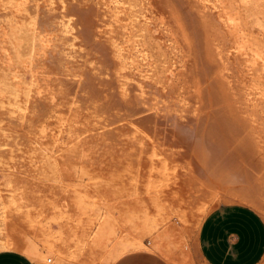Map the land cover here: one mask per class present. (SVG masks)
Returning <instances> with one entry per match:
<instances>
[{"label": "rangeland", "instance_id": "obj_1", "mask_svg": "<svg viewBox=\"0 0 264 264\" xmlns=\"http://www.w3.org/2000/svg\"><path fill=\"white\" fill-rule=\"evenodd\" d=\"M3 1L5 3L7 2L5 0ZM53 1H55V3L57 2L55 5V7L58 6L55 8L56 12L58 14H61V12L63 11V9H61L63 5L61 2L62 0H47L44 6L45 9H48L50 8L49 6L54 5L52 4ZM69 1L70 3L74 2L75 5L77 4L76 6L77 9L80 7L79 9L82 11L78 12L79 15L80 13L84 14L83 16L81 15L80 17L85 26L83 24H80V25H83V27L90 28L89 29L90 32L86 33V37H88L87 39H89L87 40V42L89 41L88 43L90 44L94 42L95 43L97 42L98 44H102L103 45L102 47L104 48L103 49L104 52L100 50L99 52L96 51L95 53H93V57H92L93 59H91L92 61L89 60L88 63H85L86 65L87 64L89 65V66H86L84 65V63H80V61L77 62V59L81 60V62H82V59H80V56L79 58L73 57L74 55H72V53L69 52V50L70 49L72 50V48L69 45V42H66L68 44L65 47L66 52L70 54H66L65 48L63 49L65 53L61 52L63 56L62 55L60 56L61 60L59 62L62 63L61 65L62 67L60 66V70L63 72L64 75L66 74L67 76L69 75L70 77L73 74L74 78H71V79L69 78V80H73V79L77 80L79 78L77 73L82 72L81 73L82 75L84 73H85L84 75L86 74L89 75L92 79H90L89 76H86V77H88L90 81L93 79L95 80L91 82L93 85H95L94 83L99 84V85H95L97 89H100L103 92L102 93L100 90H98L100 91L99 93H101L102 95L103 94L106 95V96L104 95L105 97H102L101 94H99L101 98H105V100L103 99V101L102 100L98 101L100 100L99 99L100 97L98 99H95L96 101L103 103L104 101L109 99L107 98L108 97L107 95H109L108 92H110L111 90L110 88H108L110 87L109 84H107V83H110V81L109 82L107 81L111 80L112 78L110 79L109 77L105 76L107 74L106 69L104 71L106 72V74L102 73L101 71H100V74H98V73H94V72H98V70L92 67H94L93 65L96 63L97 59H98L97 60L98 62L100 61L101 55L103 54L105 55L107 53L106 55L108 57L107 56L105 57L103 55L102 59H104V61H107L105 59H108L109 62L107 61V63L109 65L113 63L112 65L113 68H110L112 69L113 73L117 72V69L116 71L113 70L115 69L114 64L117 67H119V70L121 69V71L125 73L126 78L128 77L129 83L134 86L135 92L138 91V93H136L138 94V96H135V97L138 101L139 99L142 100L141 104L143 107L141 108L143 111L142 113H140V115H137L136 117L134 116L135 118L133 116L125 115V116L130 117L131 119L128 117H125L124 114L121 115V112L116 113V111H114L116 116L119 114L118 117L121 115L120 117L122 119H120V117L119 118L117 117L118 120L115 121V124H113L114 122L110 123L108 122V119H107L108 116H107L106 111L105 110H104L105 112L102 111L103 109H101L100 111H96L97 107H95L92 104V103L97 104L98 102L93 100L94 98L91 99L92 97H89L90 101H88L89 98L87 96L88 94L86 93L87 91L86 92L84 91L85 89L79 91V92H82V94L79 93V98L77 99L78 101H76L75 103H72V105L70 103L68 104L69 108L67 106L66 108H63L60 105H59L60 108H58V104H54V103H52V105L51 103L48 104L49 106L48 105H47L48 107L46 106L47 109L45 107L48 113L44 114V117L47 118V120L45 119L46 122L45 120L42 122L43 125L38 122L39 124H41L39 125L38 123H35V121H33L34 123L32 121L30 122V120L28 122L26 120V122L24 123V121L20 119L21 121L18 122L19 117L15 119L17 122H15V120L13 122V119L10 120L9 118L10 116L9 117H7V115L4 116L5 113H7L5 112L6 110L0 108V116H1L0 117L1 118L0 120V250L1 249H7V250L13 249L15 251L23 253L24 255L26 254L27 256L28 255L27 248H37L38 250L41 251L45 259L46 258L51 259L50 262L47 261L46 264L61 263V262L68 261V260L59 261L57 257L55 256V253H53L50 250V246H49L50 244H52L53 246L56 245L57 247H60L61 249H65L69 251H73L79 247L81 248L82 247L81 241L85 238V236L93 234L94 231L97 229L98 225L102 221L109 220L111 223V233H110L111 237L105 244L104 251L101 253L100 259H101L102 264H113L120 256L126 253H129V252L139 251V250L150 251V252L156 253L159 256H161L163 259H165L169 264H173L161 252V250L156 247V243L159 241L160 233H162L166 227L168 228L173 227L178 237V238L176 237L175 240H171L170 237L164 240L167 251L169 252L172 258H179V260L180 261L182 260L181 262L184 264H205L199 258L196 252V249H195L196 235H197V230L199 226H197L196 228L191 227L193 226L192 224L194 223V218L197 216H199L197 218H200V216L201 218H204L206 214H208L212 209H214L219 204L239 203L235 201L234 199H232L228 194H226L228 189L229 190L235 189L234 186H236V189L240 191H248V192L251 191V193L257 196L262 201V203H264V173H263L264 172V163H263L264 162L263 160L264 159V101H263L264 98L263 96H261L258 90L254 89V88L259 89V87H256V86L257 85L259 86L262 81L264 82V79L259 78L260 79V82H259L258 78H254L253 76H251L250 75L251 69L248 68L246 65L244 68V63L240 65V71L238 72L239 74L233 73L231 70H229L228 66L230 65L228 64H230L229 62H231L232 60L231 57L235 58L238 55V52H237L236 47H235L236 50L233 47L235 46V43L232 44V42L235 41L234 38L232 37L231 39V37H229L231 36V34H230V31L227 29L228 28L227 24H225L224 21H221L222 8H220L221 7L220 4L217 3L218 0H188V3H185V4L189 5L190 4L189 1H191L192 2L191 4L193 6L191 4L189 6H192L193 7L192 9L196 11V13L199 14L200 17L204 19L207 18L208 22L210 20L209 23L211 24L215 23L214 25L210 24L211 27L212 28L219 27V29H221V32L223 31L222 33L225 36L224 38L225 40L223 44H220L221 46L218 45L219 51H220V52L218 51V54H219L218 56L219 58L221 57L220 59H222V61L220 60L222 65H225V68H227L228 74L226 73V76H228V78H226L225 76V78L228 80L227 81L225 79L227 89H228L227 91L229 92L231 98L234 100L235 104H234V110L233 111L231 110L233 114L232 116H230L231 120L229 119L228 121V118H225L224 120V118L219 116V119H217L218 117H216L217 119L216 121L215 117L211 115V109L208 110L209 107L205 109L203 108L204 106H198L197 105L198 103L196 100L192 102L187 101L188 97L185 94L186 86L183 85L185 84L184 83L185 81L182 80L183 81L182 82L180 80L177 83L176 82L169 83L165 81L166 76L164 78L162 77L163 79L161 80H160L161 76L160 78L157 77L156 78L157 81H156V79L154 78L155 76L151 77V74H150L151 68H153L155 63L144 60V57L142 56L144 52H141L142 50L141 48L135 49V50H131L130 49L131 47L129 48V44H130L128 42L130 40L129 38H131L134 34L135 36L137 35L138 37L140 36L138 34H141L139 32V29L140 28L142 29V27L139 28L138 26L140 25L139 23L141 22L139 18L137 17L138 10L136 11V10L128 9L126 11L127 14L126 12L125 14L122 13L123 16L125 15L123 17L120 11L121 9H119L120 8L119 4L122 0L121 1L120 0H107V1L106 0H99V1L98 0H88V2H86L87 0L86 1L85 0L84 1L69 0ZM69 1L66 0L68 4H70ZM237 1L234 0L232 2V4L235 3L234 8L242 10L244 7L242 8L241 2L240 1L237 2ZM0 3L2 4L3 2L1 1ZM178 4L179 3L177 2L175 3L176 5L175 8L177 12L179 11V9H181L180 7H178L180 4L179 5ZM70 5L72 6L73 4H70ZM175 5L173 3L172 7ZM73 7L74 6H72L71 8L74 9ZM172 7L170 8L172 9ZM177 7L179 9H177ZM175 8L173 7L174 10ZM173 9L171 11L169 9V11L170 13L174 14L175 12L173 11ZM86 10L88 11L85 13L84 11ZM3 11L6 12L5 10H1L0 13ZM130 11L132 12V15ZM91 14L93 15L90 16ZM133 14L136 15V17L133 16ZM87 15L89 18L87 17ZM169 15L170 14H168V16ZM117 17H119L120 19L122 17L123 18L127 17V18L126 19L122 18L121 20L123 21H121ZM129 21L131 23H129ZM109 23L113 24L116 27V29L114 28L116 32H114L115 34L111 33L112 35L110 34V38H109V35H107L108 36V39H107L106 34L109 33L108 27L110 26L113 27V25H110ZM106 25H108L107 26L108 31H106L107 33L105 34L104 30L106 29ZM63 28H62L63 30L62 35L63 33L72 34V32H70V29H68V27H63ZM92 28L93 30H91ZM129 29H131L132 32ZM136 29L137 31L133 33L134 30ZM226 30H228L229 32ZM120 31L122 32V34ZM142 31L143 30H141V32ZM71 34H68V35H71ZM68 35H64V37L65 36L68 37ZM128 35L130 36L129 38H128ZM240 35L241 34L239 33V36H238L239 38H240ZM104 36H105V40H104ZM89 37L92 38V41H90L91 38ZM259 37L261 36L260 35L257 36V38ZM106 40H109V42H107ZM121 40L124 42H128L129 44L125 43L126 46H124L125 44H123ZM119 42L120 43L122 42V44H120ZM105 45L106 46L108 45V46L106 47ZM122 45L124 47H122ZM150 45L152 47L154 46V48L156 47L155 49H157L158 45L155 44V42L150 41ZM67 48L68 49L70 48V49L68 50ZM171 49L170 51L167 49V51L169 52V53L167 52V55L171 54V56L169 55H168L169 57L166 56L167 58L165 60V61H168V59L170 58L169 59L170 63L166 62L167 63L166 64L165 61H163L165 66L167 67L173 61ZM127 50L130 52H127ZM100 52L102 54H100ZM108 53H110L111 55ZM94 56L95 58L97 56L98 57L95 59ZM70 60L71 61L73 60V61L70 62ZM90 61L95 62V63L94 64L90 63ZM68 62L71 63V66L68 65L69 64ZM144 62L148 66H149L148 63L151 62L147 70H146L147 66L144 64ZM74 63L75 65H77L76 67L74 66ZM142 63L144 67L143 65H141ZM66 64L70 66V68L72 69L67 68L68 66ZM90 64L92 67H90ZM86 67H90V69H86ZM136 67L140 71H141V68L143 67L141 72H143L144 70L145 73L137 72L139 70H137ZM74 68H75V71H74ZM77 68L79 69V71L77 70ZM88 70H90V72L92 73L90 74ZM136 72L139 74H137ZM148 72L150 75L148 74ZM115 73H114V77H115ZM101 74L107 78V81H106V78L101 76ZM66 75L64 78L67 77ZM250 76L252 78H250ZM96 77H98L99 79H97ZM149 78L155 79V81L154 80L151 81V79ZM256 79L257 81H255ZM103 80L106 82H104ZM103 84H106L108 87L106 85L105 87ZM164 84L166 86H164ZM150 85L153 88H151ZM108 89L110 91L106 93ZM119 89H121V90H118L119 94H121L120 95L121 97L123 96L122 94L124 95L126 94L127 92L126 87L122 88V86H120ZM147 91L149 92L147 93ZM83 93H84V96H83ZM125 96H123V99L125 98L127 99V95ZM184 97H187V98H184ZM81 99L83 101H81ZM85 103L88 105V107L86 106ZM191 103H192V107H191ZM54 106L57 107L56 110ZM83 106H84V110L82 108ZM0 107H1V102H0ZM2 110L4 111L1 113ZM62 110L63 112H60ZM85 112H87L88 114ZM2 114L4 118H2ZM47 115H49L50 117H47ZM94 117L97 118V121ZM85 118L86 119L88 118V121ZM125 118L126 119L128 118L129 120L128 119L126 120ZM133 118L135 119L134 122H133ZM237 118L240 120H238ZM247 118L249 119L248 123H247V120H248ZM57 119H59V123H56L58 121ZM99 119L101 121H99ZM60 120L62 121L64 120V121L60 122ZM218 123H221V124H218ZM232 123L234 126L232 125ZM107 125L109 128L107 127ZM40 126H42V128ZM55 126L57 127V129ZM204 127L206 128V130ZM236 127H238L239 129L237 130ZM54 129L56 130L54 131ZM148 129L151 130V132L152 131L153 132L151 133ZM191 129L192 131L198 130L197 131L198 133L199 132L203 133L206 131L209 133L211 132L210 134L216 135L215 137L217 138V142H216L217 149H213V148L211 149L209 148V146H199L198 139L190 136V134L192 133V131H190ZM220 129L222 131L224 130L225 131L222 133ZM114 131H116L115 133L116 134L118 133L117 135H119L117 137L114 136L116 140L113 138ZM189 131L191 133L187 134V132ZM110 132L112 133V136ZM217 132H219L220 134L219 135L216 134ZM243 132L244 133L247 132L249 134L247 133L244 134ZM250 134L251 136H249ZM257 136H258V139H256ZM97 138L98 140H95ZM112 138L113 140H111ZM228 141L230 142L228 143ZM255 141H256V145H255ZM257 141L259 142V144ZM83 142L84 144H86V142L87 144L90 142L91 143L90 145H93L92 142L97 143L98 146L94 144L95 149H96L95 150L93 148L94 146L93 147L90 146L91 147L90 148L89 146L87 147L85 145L87 148H90L89 151L87 149L88 151L87 152L88 154H87L86 147L83 144H81ZM102 142H103V145L101 148L100 144ZM79 143L81 144L80 147H77V146L76 147L80 149L74 150L73 152V148L74 149L76 148L75 145L79 146ZM187 143L193 146L191 147ZM73 145L74 147H72ZM81 146H82V149H81ZM99 146H100V149L97 150V147ZM115 147L117 150L115 149ZM83 148L85 150H83ZM152 148L153 150H151ZM190 148H194L193 150L196 149V151L194 152L192 150L193 152L192 154L199 153V155L197 156L194 155V156L196 158L195 161L198 162L197 164L202 165L201 167L200 165L194 167V165H197L195 164L196 162L194 161V157L192 158V155L190 156L191 158L188 156L191 153L187 155L186 150ZM38 149L41 152H39ZM91 149H94L95 151L92 150L93 152H90ZM206 150H208L207 154H205ZM249 152H250V155H249ZM210 154H213L214 157L217 156L215 157L216 159L213 158V155L211 156ZM226 154L228 157L226 156ZM207 155H210V156H207ZM206 157L212 158V160H214V163H212L213 161L211 160L208 161ZM252 157H255V158H252ZM189 158L193 159L194 162L191 161ZM197 158H201V159H197ZM227 158H229L230 161ZM224 159L226 161H224ZM189 160L190 162L194 164L190 163ZM256 161H259L261 164L263 163L262 164L263 169L260 168L259 170V168L257 167V164H254ZM220 162L225 167L222 166ZM248 162H250V164ZM204 163L208 166V169L211 170L212 173L206 174L211 171L206 169V166ZM208 163L210 164L208 165ZM215 163L221 166H216ZM237 164H238V167H237ZM252 164L256 168L255 170L252 169V172H251V174L252 173L255 174L254 179L251 178V179L246 180V179H242V177L237 175L240 172L238 169L239 167H241L240 169H242L244 166L249 167ZM187 165L188 166L190 165V166L188 167ZM190 167H194V168H190ZM202 167L205 169H203ZM201 168L203 170H201ZM193 169L194 171L196 170L197 172L199 171L198 173L199 176L196 172L193 171ZM236 170L238 172H235ZM213 171H215L214 174H213ZM260 171H262V173ZM200 173H202V176ZM233 174H236V175L233 176ZM253 175H251L250 177H252ZM196 176H198L197 179L198 178L201 179L202 177H205L204 180L201 181V184L204 181H205V184L203 183L201 185L199 183V185L202 188L200 186H197L196 189L197 191L201 190L200 193L198 191V193L195 192V194H190V192H186L188 189L187 186L188 187L190 186L189 181H191V179L192 180L196 179ZM226 180H229V181H226ZM230 180L234 184V186L232 185V183H229ZM259 182H260V185H257L259 184ZM205 185L207 188L205 187ZM205 189L208 190L209 192L214 191L215 193H211L213 196L210 197L209 192L206 191ZM19 192L29 194L31 197L35 195L34 193H37V194L40 193L39 196L41 199H40V202H38L37 204V208H36L37 210H36V214L34 217V224L36 225V227H38V229H42L44 231V234H45L44 237L38 238V236L33 231L29 233L30 232L29 230H31L29 228L30 226L27 225L28 227L27 228L25 225V221L23 222L22 219L13 220L14 215H17V212L15 209L17 208L16 205L18 203ZM202 192L204 195L202 194ZM73 193L75 195H72ZM185 194L186 195L188 194V195L186 196ZM191 195H193L194 197H191ZM196 195L198 199L195 198ZM202 195L204 198L200 197ZM208 195H209V198H208ZM71 196L74 198L75 197H78V198H76L75 201H71V198H70ZM188 196L191 197V198L189 197V200L191 199V201L195 202L193 205H192L193 202L191 203V201H188L187 199ZM66 200L68 201L66 202ZM65 202L68 204H71V206L79 205L83 209L84 213L82 215L83 218H82L80 227L74 228L75 226L74 224L78 223V221L76 220L73 221L74 219L72 218L71 208L65 207V204H66ZM189 202H190V209H187V210L184 209L185 207L189 208L188 206ZM204 202L206 205L204 204ZM179 204L182 207H180ZM199 205L201 208L199 207ZM192 206H194V208ZM179 207L182 211L179 209ZM11 208H12V211H11ZM185 211L187 213H185ZM6 213H8V215ZM5 214L7 215V217L12 218V220L7 218ZM186 214H188V218ZM261 217L263 218V221H264V216H261ZM3 218L5 220H3ZM19 221L23 222V226H22V222H19ZM3 222H5L4 223L5 225L3 224ZM33 235L35 237H33ZM25 245H27L28 247H26ZM23 249L25 250V253ZM257 264H264V253L260 261Z\"/></svg>", "mask_w": 264, "mask_h": 264}, {"label": "bare ground", "instance_id": "obj_2", "mask_svg": "<svg viewBox=\"0 0 264 264\" xmlns=\"http://www.w3.org/2000/svg\"><path fill=\"white\" fill-rule=\"evenodd\" d=\"M1 1L3 2L2 4L5 3L3 0H1ZM5 1H7V2L4 5H2L0 3V11L1 10H5L6 11V12L3 11L4 13L3 12L0 13V99L3 101V103H2V101L0 100V102H1V107L0 108L6 110L5 112H7V113H5L4 116H6V115H7V117L10 116L9 118H10V120L13 119V122H14L15 119H17L19 117L18 122H20L22 120L25 123L26 120H27V122L30 120V122L31 121L32 122L35 121V123L39 122V123H41L43 125L42 122L45 119L47 120V118L44 117V114L48 113L46 111V109L49 106L48 104H50V103H51V105H52V103L58 104V108H60L59 105L61 107H63V108H66V106L68 107L69 103L72 105V103H75L76 101H78L77 99L79 98V93L82 94V92H79V91H81L83 89H85L84 90L85 92L87 91L86 93L88 94L87 95L88 98L92 97L91 99L94 98L93 100L98 99L100 97L99 94H101L99 92L100 91L102 92V90L96 88L95 85H99V84L94 83L95 85H93L91 83L94 79L90 81V79H92V78L89 75H87V74L84 75L85 74L84 73L83 74L84 76H83L81 74L82 72L81 73H77L79 78L76 76L78 79L77 78H76L77 80L73 79L74 80L73 81V80H69V78L70 79L74 78L72 73H70V74H72L71 77L69 75L67 76L65 74L67 77L64 78L65 75L60 70V66L62 65V63L59 62L61 60L60 56L62 55L61 52L62 53L66 52V48L65 47H66V45H68L66 42H69V45L72 48V50L69 48L71 51L67 48L69 50V52L72 53V55H74L73 56L74 58H76V57L79 58V56H80V59H82V62H81V60H78V59H77V62L80 61V63H84V65H86L85 63H88L89 60L93 59L92 58L93 57V53H95L96 51L99 52L100 50L103 51V49H104L102 47L103 46L102 44H98L97 42L95 43L94 40H93L94 43H91V44L88 43L89 41L87 42V40H89V39H87L88 37H86V33L90 32V30H89L90 28L83 27L84 24H83L80 16L81 15L83 16L84 14L80 13V15H79L78 12L82 11V10L79 9L80 7L77 9L76 8L77 4L75 5L74 2L70 3V1L68 0L69 3L73 4L72 6H74L73 7L74 9H72L71 8L72 6L70 4H68L66 2V0H62L61 2L63 4L62 5L63 8L61 7V9H63V11L61 12V14H58L56 12V10H55V8L58 7V6L55 7V5L57 3V2L55 3V1H53V3L51 2L54 5L51 4L52 6H49L50 8H48V9H45V7H44L45 3L47 2V0H5ZM82 1H84V0H82ZM233 1L234 0H218L217 1V3L220 4V6H221L220 8H222L221 21H224L225 24H227V26H228L227 29L230 31V34H231V36H229V37H231V39L233 37L234 40L236 41V42L233 41L232 44L235 43V46H233V47H234V49L236 47L237 52H238V55L235 58L230 56L232 58V60H231V62H229L230 64H228L230 66H228V65L227 66L229 67V70H231L233 73H238L240 71V65L242 63H244V68H245V65H246L248 68L251 69V71H250V75L251 76H253L254 78H258V79L259 78L260 79H262V78L264 79V39H263V37H264V0H238V1L241 2V5H242L241 7L242 8L244 7L243 9L241 8L242 10L234 8L235 3L232 4ZM235 1H237V0H235ZM86 2H88V0ZM176 2L180 4V5L178 4L179 6L178 5L177 6L180 7L181 9H179L178 7H177V9H179V11L182 10L181 12H179V11L177 12V10L175 8L176 7V5H175ZM189 2H190V4L192 3L191 1H189ZM173 3L175 5V6H173L175 8V10L172 7ZM185 3H188V0H175V1L174 0H122L120 2V4H119L120 8L118 7L119 9H121L120 10L121 14L122 13L125 14V12L128 9L136 10V11L138 10L137 17L141 21V22L139 21L140 22L139 24L141 26L140 25H138V26H139V28L142 27V29L141 28L139 29V32L141 33V34H138V35H140L139 37L137 35L135 36V34H134L133 36H135V37L132 36L131 38H129L130 36L128 35V38L130 39L128 42L130 44L128 42H124L122 40L121 41L123 42V44L128 43L129 44V48L131 47L130 48L131 50H135V49L141 48L142 49L141 52H144V54H142V56L144 57V60L145 61L146 60L147 61H151V62L155 63L154 66L151 64L153 66V68H151V72L148 70L150 72V74H151V77L155 76L154 78L156 79L157 77L160 78V76H161V78H160V80H161V79H163L166 76V80L165 81H167L169 83H171V82H173V83L176 82L177 83L180 80L181 81L182 80L185 81L184 82L185 84H183V85L186 86L185 87V89H186L185 90V94L188 97L187 101L192 102V101L196 100L197 103H198L197 104L198 106H204L203 108H205V109L209 107L208 110L211 109V115H213L215 117V119H216V117H218L217 119H219V116H220V117L224 118V120H225V118H228V121H229L230 116L233 115L232 111L234 110V104L235 103H234V100L231 98L229 92L227 91L228 89H227V85H226V81H225V79L228 78V76H226V73L228 74L227 68H225V65H222V63H221L222 59H220L221 57L219 58V56H218L219 55L218 54V51H219L218 45L223 44V42L225 40L224 39L225 36L222 33L223 31L221 32V29H219V27L218 28L217 27L216 28H214V27L212 28L211 27V25H214L215 23L211 24V23H209L210 20L208 22L206 17H205L206 19L200 17L199 14H197L196 11H194L192 9L193 8L192 4H191L192 6H189L190 4L188 5V4H185ZM170 7H172L173 11L175 12L174 14L170 13V11L172 10ZM75 8H76V10H75ZM87 9H89V8H87ZM169 9H170V11H169ZM87 11L88 10H86L84 12L86 13ZM92 13H93V11H92ZM130 13L132 15L131 11H130ZM123 14H122V16H123ZM126 14H127V12H126ZM168 14H170V15L168 16ZM92 15L93 14H91L90 16H92ZM133 16L136 17V15H134V14H133ZM167 16H168V18H167ZM87 17H88V15H87ZM209 17H208V19H209ZM117 18H119V17H117ZM126 18H123V19H126ZM97 19H98V17H97ZM121 21H123V20H121ZM124 22H126V21H124ZM129 23H131V22L129 21ZM80 24H83V25H80ZM89 24H90V22H89ZM136 24H138V23H136ZM110 25H113V24H110ZM94 26H96V25H94ZM107 26L108 25H106V29L104 30V32L106 34L107 33L106 31L109 30V33L106 34V36L109 35V38H110V34L116 32V30H115L116 27L113 25V27H111V26L108 27L109 29L107 30ZM63 27H68V29H70V32H72V34L71 33H67V34L63 33V35H62V31H63L62 28ZM91 30H93V28ZM129 30L131 31V29H129ZM141 30H143V31L141 32ZM228 30H226V31H228ZM135 31H137V29L134 30L133 33H135ZM245 31H246V33H245ZM228 32H227V34H228ZM239 33L241 34L240 38L238 37ZM68 34H71V35H68ZM121 34H122V32H121ZM64 35H68V37L67 36L64 37ZM259 35L261 37L257 38V36H259ZM89 38H91V37H89ZM106 38L108 39V36ZM104 40H105V36H104ZM90 41H92V38H91ZM106 41L109 42V40H106ZM150 41L155 42V44L158 45L157 49H155L156 47L154 48V46L152 47L150 45ZM122 42L121 43L119 42V43L122 44ZM124 46H126V44ZM124 46L122 45V47H124ZM161 47H163V48H161ZM223 47H224V45H223ZM64 48H65V52L63 50ZM169 48L170 49L172 48L171 52H172L173 59L172 58L171 59L173 61H172L171 64H169L170 63V60H169L170 58L168 59V61H165L166 58H167L166 56L169 55V54L167 55V52H168L167 49L170 51ZM105 50H107V49H105ZM101 52H100V54H102ZM127 52H130V51L127 50ZM70 53L66 52V54H70ZM106 54L105 55L103 54V55L106 57L107 56ZM108 54H110V53H108ZM103 55H101V59L103 58ZM140 55H141V53H140ZM169 56H171V54ZM226 56H227V54H226ZM70 57H71V55H70ZM94 58H95V56H94ZM101 59H100L99 62L97 61L98 60L97 59L96 63L95 62H91L92 61L91 60L90 63H93V64L95 63V64L93 65L94 67H92L91 64H90V67L96 68L98 70V72H94V71L93 72L94 73H98V74H100V71L102 73L106 74V72H104V71H105V69L107 70V74L108 73L109 74L108 75L106 74L105 76L109 77L110 79L112 78V79L107 81V78L105 76H103L102 74H101V76L106 78L107 82L110 81V83H107V84H109L110 87H108L106 84H103V85L104 86L106 85L108 88H110L111 91L109 89L106 91V93L108 91H110V92H108L109 95H107L108 96L107 98H109V99H107L103 103L102 102L101 103L98 102V101H101V100L103 101V99L105 100V98H101V97L99 98L100 100H98V101L95 100L96 102H98L97 103L98 106H97L96 103H92L95 107H97L98 110L95 108L96 111H100L101 109H103L102 111L105 110L106 113H107V116H108V118H107L108 122H110V123L114 122L113 124H115V121H117L118 118L121 115H123V114H124V116L128 115V116H133V117L134 116L136 117L137 115H140V113H142V111H143L142 108H141L143 106L141 104L142 100L139 99V101H138L136 99V97H135V96H138V94H136V93H138V91L135 92L134 86L129 83L128 77L126 78L125 73H123V71H121V69L119 70V67H117L114 64V68L115 69H113V70L116 71V69H117V72H116L117 74L114 72L115 73V77H114V73L112 72V69H110V68H113L112 61H111L112 64L110 63L111 65H109L107 63L108 59H105L107 61H104V59H102V60ZM110 60H111V58H110ZM72 61L70 60V62H72ZM163 61H165V63L169 62L168 63L169 64L168 67L165 66ZM70 62H68L69 63L68 65L71 66ZM75 63H74V66L76 67L77 65H75ZM114 63H116V62H114ZM150 63H148L149 66H150ZM144 64H145V62H144ZM141 65H143V63ZM145 65L147 66V68L145 67L146 70H147L149 68V66L147 64H145ZM70 66H68L67 68H70ZM86 66H89V65L87 64ZM63 67H64V65H63ZM90 67H86V69H90ZM143 67H144V65H143ZM180 67H181V69H180ZM142 68H141V71H142ZM70 69H72V68H70ZM77 70L79 71L78 68H77ZM97 70H95V71H97ZM137 70H139V69L137 68ZM178 70H180V71H178ZM68 71H70V70H68ZM74 71H75V68H74ZM88 71H89L90 74L92 73V72H90V70H88ZM141 71L139 70L137 72H141ZM143 72H144V70H143ZM143 72H141V73H143ZM149 72H148V74H149ZM74 74H76V73H74ZM137 74H139V73H137ZM80 75H82L83 77L80 76ZM86 76H89L90 79L88 77H86ZM225 76H226V78H225ZM251 76H250V78H252ZM80 77H82V78H80ZM96 78L99 79L98 77H96ZM149 79H151V81L152 80L155 81V79H152V78H149ZM260 79H259V82H260ZM106 81H104V82H106ZM156 81H157V79H156ZM255 81H257V79ZM158 83H159V81H158ZM145 85H146V83H145ZM152 85H154V84H152ZM120 86H122V88L123 87L127 88V90H126L127 92L125 94V95H127V99L125 98L126 100L123 99V96H125V95L122 94L123 96L121 97L120 96L121 94H119V92H118V90H121V89H119ZM164 86H166V85L164 84ZM150 87L153 88L151 85H150ZM256 87H259V89H257V88H254V89L258 90L259 93L261 94V96H263V98H264V82L262 81L261 84L259 86L257 85ZM98 90H100V91H98ZM105 90H106V88H105ZM149 91H147V93ZM161 91H163V90H161ZM139 93H140V91H139ZM255 94H257V93H255ZM104 95L105 94H103V95L101 94L102 97L106 96V95L105 96ZM83 96H84V93H83ZM187 97H184V98H187ZM138 98H140V97H138ZM263 98H262V100H263ZM257 100H259V99H257ZM81 101H83V100L81 99ZM88 101H90V98H89ZM201 104H203V105H201ZM76 105H77V103H76ZM86 106L88 107L87 104H86ZM45 107H46V109H45ZM191 107H192V103H191ZM54 108L56 110L57 107L54 106ZM82 108L84 110V106ZM75 109H76V107H75ZM4 110H2L1 113ZM43 110H45L46 112L43 111ZM65 110H64V112H65ZM114 111H116V113L121 112V115L119 117H118L119 114L116 116ZM60 112H63V110L60 111ZM85 113H87V112H85ZM83 114H84V112H83ZM93 114H94V112H93ZM99 115H101V114H99ZM4 116L2 114V118H4ZM81 116H82V114H81ZM128 116H125V117H128ZM236 116H237V114H236ZM47 117H50V116L47 115ZM60 117H61V115H60ZM88 118H89V116H88ZM88 118L87 119L85 118V119L88 121ZM128 118H130V117H128ZM134 118H133V122L135 120ZM50 119H52V118H50ZM59 119H57L58 121L56 123H59ZM95 119L97 121V118H95ZM101 119H103V118H101ZM120 119H122V118L120 117ZM215 119H213V120H215ZM217 119H216V121H217ZM233 119H234V117H233ZM235 119H236V117H235ZM244 119H246V118H244ZM0 120H1V118H0ZM46 120H45V122H46ZM136 120H137V118H136ZM211 120H212V118H211ZM238 120H240V119H238ZM63 121L60 120V122H63ZM99 121H101V120L99 119ZM248 121H249V119L247 120V123H248ZM15 122H17V121L15 120ZM48 122H49V120H48ZM251 123H253V122H251ZM41 124H39V125H41ZM218 124H221V123H218ZM224 124H226V123H224ZM232 125H233V123H232ZM242 126H244V125H242ZM40 127L42 128V126H40ZM107 127H108V125H107ZM125 127H126V125H125ZM197 127H198V125H197ZM232 128H234V127H232ZM236 128H237V130L239 129L238 127H236ZM56 129H57V127H56ZM56 129H54V131ZM36 130H37V128H36ZM112 130H113V128H112ZM205 130H206V128H205ZM247 130H245V131H247ZM149 131L151 132V130H149ZM190 131H192V129ZM190 131L187 132V134H190L191 133ZM197 131L198 130L192 131L190 136L191 137H195L196 139H198V143H199L198 145L199 146H209V148H211V149L212 148L213 149H217V147H216L217 146V143H216L217 142V138L215 137L216 135L210 134L211 132L209 133V132L205 131L203 133H200V132L198 133ZM224 131H222V133ZM115 132L116 131H114L113 138H114V136L115 137L119 136V135H117L118 133L116 134ZM233 132H234V130H233ZM246 133H244V134H246ZM110 134L112 136L111 132H110ZM216 134L219 135L220 133L217 132ZM247 134H249V133H247ZM226 135H227V133H226ZM231 136H232V134H231ZM249 136H251V134ZM241 137H243V136H241ZM245 137H246V135H245ZM113 138L111 140H113ZM183 138H184V136H183ZM223 138H225V137H223ZM108 139H110V138H108ZM114 139L116 140V138H114ZM239 139H241V138H239ZM256 139H258V136H257ZM95 140H98V138L95 139ZM231 140H233V139H231ZM105 142H106V140H105ZM229 142L230 141H228V143ZM81 144H83L84 146L86 145L87 147L88 146L89 147L90 146L93 147L94 144L97 145V143H93V142H92L93 145H90L91 144L90 142L88 144H87V142H86V144H84V142L81 143ZM81 144L79 143V146L75 145V147L76 146L80 147ZM187 144L190 145L189 143H187ZM258 144H259V142H258ZM100 145H101V148H102L103 142ZM255 145H256V141H255ZM226 146H228V145H226ZM72 147H74V145ZM77 147L75 149L73 148V152H74V150L80 149V148H77ZM87 147H86V153L91 148V147L90 148H87ZM109 147H111V146H109ZM116 147H115V149H116ZM253 147H255V146H253ZM93 148L95 149V146ZM160 148H162V147H160ZM81 149H82V146H81ZM87 149H88V151H87ZM94 149H91L90 152H93V151L96 150V149L95 150ZM98 149H100V146L97 147V150ZM193 149L194 148H190V149L186 150L187 152L186 151L185 152L187 153V155L189 153H191L188 156L190 157L192 155V158L194 157V161H195V159H196L195 156L199 155V153L197 152L198 154H192L194 151H196V149L195 150H193ZM83 150H85V149L83 148ZM151 150H153V148ZM192 150H193V152H192ZM221 150H222V148H221ZM247 150H249V149H247ZM38 151H39V149H38ZM61 151H63V150H61ZM197 151H199V150H197ZM207 151L208 150H206L205 154H207ZM39 152H41V151H39ZM68 152H69V150H68ZM94 153H96V152H94ZM257 153H258V151H257ZM42 154H43V152H42ZM210 155L212 156L213 154H210ZM210 155H207V156H210ZM249 155H250V152H249ZM68 156H70V155H68ZM226 156H227V154H226ZM251 156H253V155H251ZM204 157H205V155H204ZM215 157H217V156H215ZM215 157L213 155V158H215ZM185 158H187V157H185ZM206 158H207L208 161L211 160V161H213L212 163H214V160H212V158H209V157H206ZM252 158H255V157H252ZM197 159H201V158H197ZM227 159L229 160V158H227ZM190 160L193 161V159H190ZM190 160H189V162H190ZM198 161H200V160H198ZM224 161H226V160L224 159ZM251 161H252V159H251ZM190 163H192V162H190ZM197 163L198 162H196L195 164H197ZM248 163L250 164V162H248ZM192 164H194V163H192ZM209 164L210 163H208V165ZM254 164H257V167L259 168V170H260V168L263 169L262 168V164L259 161H256ZM199 165L200 164L194 165V167L195 166H199ZM215 165L216 166H221L222 163H221V165H218V164L215 163ZM201 166L202 165H200V167ZM205 166H206V169L209 170L208 166L206 164H205ZM222 166H224V165H222ZM194 167H190V168H194ZM200 167H199V169H200ZM203 167H204V165H203ZM237 167H238V164H237ZM247 167L248 166H244L242 169H240L241 167H239L238 169H239L240 172L237 175L242 177V179H246V180L247 179H251V178L254 179L255 178V174L254 173L251 174V172H252V169L255 170L256 168L253 166V164L251 166H249L248 168ZM202 168H201V170L205 169V168H203V169ZM237 170L235 172H238ZM193 171H194V169H193ZM209 171H211V170H209ZM194 172H196L197 174L199 173V171L197 172V170L194 171ZM214 172L215 171H213V174H214ZM260 172L262 173V171H260ZM202 173H200L201 176H202ZM209 173H212V171L208 172L206 174H209ZM204 175H205V173H204ZM235 175L236 174H233V176H235ZM251 175H253V176L250 177ZM198 176H199V174H198ZM198 176H196V179H194V180L191 179V181H189L190 186L189 187L187 186L188 189H187L186 192H190V194H195V192L198 193L199 190L197 191L196 188H197V186H200L199 183L201 184V181H203L204 178H205V177H202L201 179L198 178L199 179L198 180L197 179ZM189 177H190V175H189ZM223 180H225V179H223ZM226 181H229V180H226ZM221 182H222V180H221ZM186 183H188V182H186ZM203 183L205 184V181ZM217 183H219V182H217ZM229 183H232L231 180H230ZM245 183H246V181H245ZM213 184H214V182H213ZM232 185L234 186L233 183H232ZM257 185H260V182ZM215 186H217V185H215ZM184 187H185V185H184ZM205 187H206V185H205ZM209 187H211V186H209ZM234 187H235V189H230V190L228 189L226 194H228L235 201H237V202H239V203H241L243 205L249 206L250 208L254 209L260 216H264V205H263L264 203H262V201L257 196H255L253 193H251V191H249V192L248 191H240V190L236 189V186H234ZM198 189H199V187H198ZM200 191H199V193H200ZM206 191H208V190H206ZM211 193H215V192L214 191H210L209 192L210 197L213 196ZM34 194L35 195L32 194L33 197H31L29 194H25V193H20L19 192L18 203L16 205L17 208L14 207V208H16L15 210L17 212V215H14L13 220L14 219L15 220H21L22 219L23 222L25 221L26 227H27V225L30 226L29 228L31 230H29L30 231L29 233H31V231H33L38 236V238H41V237H44V235H45L44 231L42 229H38V227H36V225L34 224V217H35L36 210H37L36 209L37 208V204H38V202H40L41 198L39 196L40 193L39 194L34 193ZM202 194H203V192H202ZM70 195H71V193H70ZM72 195H75V194L73 193ZM197 195H196L195 198H197ZM203 195L200 196V197L204 198ZM209 195H208V198H209ZM189 197L190 196H188L187 199H188V201H191V199L189 200ZM191 197H194V196L191 195ZM70 198H71V201H75L76 198H78V197L74 198V197L71 196ZM195 198H193V199H195ZM67 201L68 200H66V202ZM199 201H200V199H199ZM210 201H211V199H210ZM192 202L193 201H191V203ZM194 203L195 202H193L192 205ZM204 204H205V202H204ZM200 205H199V207H200ZM179 206L182 207L180 204H179ZM188 206H189V208L185 207L184 209H186V210L190 209V202L188 203ZM65 207L71 208L72 218L74 219L73 221H75V220L78 221V223L74 224L75 225L74 228L80 227V224H81L82 218H83L82 215L84 213L83 209L79 205L71 206V204H68V203L65 204ZM180 207H179V209H180ZM192 207L194 208V206H192ZM12 208H11V211H12ZM179 209H178V211H179ZM192 210H194V209H192ZM16 212H14V213H16ZM8 213H6V214L8 215ZM185 213H187V212L185 211ZM193 213H195V212H193ZM7 215H6V217H7ZM186 215H187V218H188V214H186ZM196 215H198V214H196ZM197 217H199V216H197ZM197 217L194 218V223L191 221L193 224L190 223V224L193 225V226H191L192 228L193 227L196 228L197 226H199L200 223H201V220L203 219V218H201V216H200V218H197ZM7 218H9V217H7ZM180 218H181V216H180ZM9 219L12 220V218H9ZM3 220H5V219L3 218ZM19 222H22V221H19ZM23 222H22V226H23ZM4 223L5 222H3V224ZM191 227H189V228H191ZM5 230H7V229H5ZM110 233H111V223H110L109 220H104L98 225L97 229L94 231L93 234L85 236V238L81 241L82 242L81 243V245H82L81 248L79 247V248H76L73 251H69V250L61 249L60 247H57L56 245L53 246L52 244H50L49 246H50V250L53 253H55V256L57 257V259L59 261L60 260H68V261L78 262V263H81V264H102L101 259H100L101 258V253L104 251L105 244L107 243V241L111 237ZM33 237H35V236L33 235ZM169 237H170L171 240H175L176 237H177L176 231L174 230L173 227H169V228L166 227L163 230V232L160 233L159 241L156 243V247L159 248L161 250V252L173 264H184V263L181 262L182 260L181 261L179 260V258H172L170 256L169 252L167 251L166 244H165L164 240L166 238H169ZM177 241H179V240H177ZM9 242H11V241H9ZM25 246L28 247L27 245H25ZM25 246H24V248H25ZM24 253H25V250H24ZM27 254H28L27 256H29L31 258V260L35 262V264H46L47 260H48V262H50V260H51L49 258L45 259L44 256L42 255L41 251L38 250L37 248H27Z\"/></svg>", "mask_w": 264, "mask_h": 264}, {"label": "crops", "instance_id": "obj_3", "mask_svg": "<svg viewBox=\"0 0 264 264\" xmlns=\"http://www.w3.org/2000/svg\"><path fill=\"white\" fill-rule=\"evenodd\" d=\"M195 249L205 264H257L264 253V221L249 206L222 203L202 219ZM0 264H35L15 250H0ZM57 264H81L64 261ZM113 264H169L150 251H133Z\"/></svg>", "mask_w": 264, "mask_h": 264}, {"label": "built area", "instance_id": "obj_4", "mask_svg": "<svg viewBox=\"0 0 264 264\" xmlns=\"http://www.w3.org/2000/svg\"><path fill=\"white\" fill-rule=\"evenodd\" d=\"M48 261V260H47Z\"/></svg>", "mask_w": 264, "mask_h": 264}]
</instances>
